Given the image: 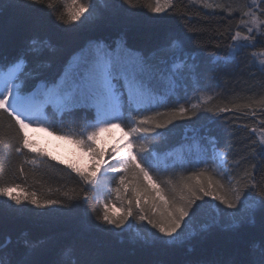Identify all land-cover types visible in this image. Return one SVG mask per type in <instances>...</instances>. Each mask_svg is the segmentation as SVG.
<instances>
[{"label": "trees", "instance_id": "16d2710c", "mask_svg": "<svg viewBox=\"0 0 264 264\" xmlns=\"http://www.w3.org/2000/svg\"><path fill=\"white\" fill-rule=\"evenodd\" d=\"M71 3L72 0H44L42 4L29 7L22 0H4L0 5V54L5 58V71L28 38L35 34L50 36L51 43L61 48L64 56L87 44L90 39L102 38L111 42L121 36L133 49L151 55L154 50L168 43L171 34L187 35L190 39L183 55H187V62H192L202 83L216 87L223 78H229L230 68L237 67L235 65L238 63L240 67L237 70L242 69L248 78L247 84L252 85L250 96L237 102L230 99L221 102L219 90L210 99L199 101L195 109L187 105L189 113L195 111L196 115L190 119L177 118L167 128L157 129L163 135L147 141L148 145L160 154L191 139H202L208 143L207 138L211 136L227 154L228 166L232 171L236 167L231 165V160L247 161V173L252 171L253 164L261 165L260 157L252 151V142L260 143L259 132L264 130V124L261 123L264 121V71L260 70L253 47L241 50L233 59L224 60V56L230 52L228 32L234 34L241 28L240 14L205 9L191 0H173L171 7L159 14L151 11L156 6V0H133V5L125 3L117 12L107 10L109 0H77L78 4L88 9L84 16L93 7L97 8V18L84 21L82 16L83 23L57 22V26H53V21L59 16L68 19ZM217 30L225 34L224 38L219 37ZM217 43L220 47H216ZM173 49L163 48L154 57L165 70L180 54ZM223 64L228 66L226 71L222 70ZM33 67L30 66L28 74L17 81L19 84H30L38 72L54 76L61 71L62 65L53 56L50 66L41 65L36 71H33ZM186 79L188 81V77ZM180 97L183 98L182 93ZM165 100L168 108H161L160 111H170L180 105L174 97ZM236 106H240L239 110L221 116L214 115L219 108L235 109ZM49 120L52 121L51 113ZM0 122V136L9 145L6 153L0 155V186L20 185L19 188H13V195L21 198L20 205L0 194V240L11 238L13 260L19 259L27 251L25 241L40 248L74 243L77 248L73 256L75 264H248L252 253L258 254L259 241L264 237V212L257 211L253 215L250 211H241V205L234 211L219 201L212 206L209 202L213 200L208 197L204 198L208 201L206 204L204 201L197 202L198 205H204L198 214V231L190 239L175 244L154 241L151 233L156 232V229H152L147 221H140L135 210L132 218L143 239L132 234L130 229L124 228L125 231L117 235L97 228L99 221L96 217L103 211V201L96 198L92 186L84 184L70 168L45 154L31 149H25L24 154L15 153L11 147L17 142L15 129L10 126L11 121L6 114L0 113ZM86 126L81 114L66 117L64 122L57 119L54 127L48 128L53 133L64 134L81 131ZM253 128L256 129L255 135L250 132ZM256 173L259 178V175L264 174V167L258 166ZM235 175L239 178L237 186L242 187L246 175L241 176L238 172ZM222 179L226 183V179ZM111 184L114 190L119 186L117 180H111ZM32 192L41 200L56 199L62 203L49 207L34 206L26 199ZM129 193L131 188L124 196L126 198L115 200L123 206V210L127 199H131ZM85 196L88 198L86 204ZM179 231H183V228ZM7 258L8 251L5 252ZM39 259L49 261L53 257L45 254Z\"/></svg>", "mask_w": 264, "mask_h": 264}, {"label": "snow or ice", "instance_id": "6c2138e0", "mask_svg": "<svg viewBox=\"0 0 264 264\" xmlns=\"http://www.w3.org/2000/svg\"><path fill=\"white\" fill-rule=\"evenodd\" d=\"M22 2L31 7L42 4L44 0H22ZM167 2L171 7V0ZM3 3L4 0H0V5ZM125 3L133 5V0H109L107 10L117 12ZM262 5L264 0H251L250 4L246 3L241 7L240 11L243 15L240 24L245 26L247 35L242 36L240 31L234 34L228 32L227 38L231 41L228 48L233 56L238 55L245 48L255 47L256 42L264 43V21L261 20V17H264V6ZM205 6L211 7V5ZM87 11L84 5L72 0L68 19L59 16L53 21V26H57V22L74 24L97 18V8L93 7L92 11L84 16ZM151 11L159 14L166 9L161 5L160 0H156V6L152 7ZM82 16L84 21H81ZM217 31L219 37L224 38L225 34ZM189 39L187 35L171 34L168 43L162 45L161 49L175 48L183 55L186 53ZM216 47H220V44L217 43ZM161 49L154 50L151 55L145 54L141 50H134L127 43L126 38L121 36L111 42L102 38L90 39L87 44L64 56L62 49L51 43L50 36L32 35L17 56L9 62L7 71L4 69L5 58L0 54V113L8 116L11 121L10 126L15 129L17 142L11 147L17 154H24L25 149L37 151L29 143L25 129L31 126L52 128L57 119L64 122L66 117L83 114L87 127L91 130L76 137L75 142L90 153L91 174L75 164H69L67 167L76 173L84 184L95 187L93 177L100 172L102 166L107 165L103 174L110 171L119 175L121 187L116 189L117 193L127 192L128 188H131L129 193L131 199H128L127 204L124 205V214H112L109 205L105 203L102 213L96 217L99 221L96 227L120 235L125 231L124 225L128 218L133 216L135 210L140 221H147L152 229H156V232L151 233L154 241L175 244L192 237L193 233L187 229L204 208V205H198L197 201H204L205 197H211L229 209L244 205L253 215L257 211L264 212V174L257 178L256 173L258 166L264 167V142H252V151L260 157L261 165L253 164L252 171L246 173V182L242 187L235 188L232 185L234 176L228 168L227 154L220 150L217 140L211 136L207 138V149L200 158L191 160L180 156L173 159L171 164L161 160L154 148L150 149L146 143L140 144L138 148L135 147L140 141L155 140L163 135L157 129L167 128L175 119L184 117L190 119L191 116L196 115L195 111L190 114L189 109L183 104L170 111L159 110L168 108L167 101L159 93L160 82L166 84L167 96L170 98L178 97L182 87L179 65L175 67L170 65L165 70L155 61L154 57ZM53 56L62 65L59 73L53 76L38 72L30 84L17 83L28 74L30 66L34 65L33 71L38 70L41 65L50 66ZM260 70L264 71V65H261ZM239 107L219 108L214 115L221 116L223 113L239 110ZM192 108L195 109L196 105L193 104ZM50 113L52 121L49 120ZM252 115L255 116L256 113L253 112ZM208 119L215 123L212 117ZM261 123L264 124V121ZM122 124L127 129L126 135L131 139L123 146L112 149L109 153L111 159L117 160V157L119 159L116 164H110L104 158V151L98 147V137L100 133L113 127H120ZM250 132L255 135L256 129H250ZM261 137L264 138V131L261 132ZM8 146L7 141L0 136V155L6 153ZM52 159L55 160V157ZM210 161L217 165L220 174L227 177L226 183L214 179L203 169L193 171L191 175L181 177L177 181L161 179L160 173L175 169L199 168L200 165H207ZM20 171L23 172V169L21 168ZM237 183L239 184V181ZM19 187V184L13 187L0 186V194L20 205L21 198L13 195V188ZM26 199L37 207L62 203L56 199L41 200L37 198L35 192ZM87 202L88 198L85 196L84 203ZM182 226L185 231L178 233ZM117 229L121 231L116 232ZM259 244L258 254L253 252L248 264H264V237ZM24 247L27 251L23 252L19 259L13 260L11 256L14 254V249L11 238L0 240V264H75L73 256L77 248L74 243L40 248L25 241ZM6 251H8L7 259H5ZM45 254L51 255L53 259L49 261L39 259V256Z\"/></svg>", "mask_w": 264, "mask_h": 264}, {"label": "rangeland", "instance_id": "374dc122", "mask_svg": "<svg viewBox=\"0 0 264 264\" xmlns=\"http://www.w3.org/2000/svg\"><path fill=\"white\" fill-rule=\"evenodd\" d=\"M173 0H171L172 3ZM195 4L201 5L205 9L209 10H217L221 12H227L230 14H240L241 17L243 13L240 11L241 7L246 3H251V0H191ZM161 5L167 9L169 7L167 0H160ZM205 5H211V7H206ZM264 6V5H262ZM231 9V10H230ZM247 10V9H245ZM244 19H248L244 17ZM261 20L264 21V17H261ZM242 36L247 35V31L244 25H241L239 30ZM136 50V49H134ZM177 51L176 49H173ZM171 52V50H170ZM253 52L255 56L258 58L260 66L264 65V43L256 42L255 47H253ZM173 53V52H172ZM171 53V54H172ZM170 54V55H171ZM235 56L232 55L231 50L230 52L224 56V60L226 59H233ZM188 57L187 55L178 54L176 58H174L171 62V66L175 67L177 65L180 66V73H181V81L182 84L181 89L179 90L178 97H174L175 100L179 104H183V106H191L193 104H197L199 101H205L209 99L214 93H217L219 90V99L221 102L223 101H239V99L245 97L248 98L250 96L249 92L252 90V85L247 84L248 78L245 77L244 72L242 69H238V63L235 66L237 67H229L231 70L229 71V78H223L221 82L217 83L216 87H209L205 83H202L200 77L197 74V71L194 68L192 62H187ZM169 65V66H170ZM188 65V68L185 67ZM163 67V65H162ZM164 68V67H163ZM228 66L223 64L222 70L226 71ZM261 68V67H260ZM191 69V70H190ZM185 71V72H184ZM183 72V74H182ZM228 72V71H227ZM188 77V81L187 78ZM18 83V82H17ZM190 85V89L189 88ZM187 88V89H186ZM159 93L161 94L162 98L166 99L167 96V86L166 84L161 81L159 86ZM180 93H182V97H180ZM237 97L235 98V95ZM192 101V103L190 102ZM91 129L87 126L82 129L81 131L75 132H67L64 134H56L53 133L47 126L41 128L36 126H31L25 129L27 133L29 143L33 145L34 148L37 149L36 152L41 154H45L51 158L55 157V160L62 162L64 165L68 166L69 164H75L76 166L80 167L82 170H87L89 174H91V163L92 158L90 153L83 149L79 144L75 142L76 137H80L82 134H85L87 131ZM264 131V130H263ZM127 130L121 125L120 127H113L110 130L104 131L99 134L98 137V147L102 149L105 153V160H108L110 164H116L117 160H112L109 153H111L112 149L115 147H121L125 144L129 139L130 136L126 135ZM262 132V131H261ZM261 132H259V139L260 142H264V138L261 137ZM147 144V146L152 149L154 147H150L147 142L142 141V143H138L135 147H139L140 144ZM206 141L202 139H191L188 140L186 143L171 147L168 151H164L163 153L158 154L157 149L156 155L163 161H166L168 164H171L172 160L184 156L188 159L195 160L200 158L204 154L207 149ZM221 150V149H220ZM222 151V150H221ZM249 163L243 160H231V165L236 169L233 171L229 168L230 173L234 176L232 180V185L238 187L237 181L239 178L235 175L236 172L240 173L241 176H245L247 173V168ZM122 167V165H119ZM107 165L102 166L100 172L96 173L93 177V191L97 199L103 201V204L107 203L109 205V209L114 215H123L125 210H123V206L118 205L115 200L126 198L124 197L127 192H120L117 193L116 189L114 190V186L111 184V180H117L119 182V175L116 173L108 172L107 174H103ZM203 169L206 173L216 179L220 180L223 183L222 177L226 179L227 177L220 174V169L217 167L216 164L212 163L211 161L207 165H200L199 168L191 167L189 169H175L169 171L167 173H160L161 179L168 180L172 179L173 181L179 180L181 177H187L191 175L193 171H200ZM155 175V174H154ZM131 181H129L130 183ZM90 186V185H89ZM118 187H121L120 185ZM117 187V188H118ZM209 199L213 200L211 197ZM130 199V197H129ZM128 200V199H127ZM205 201V200H204ZM199 202V201H197ZM217 201L213 200V202H209L210 205L214 206ZM236 209H234L235 211ZM239 209H237L238 212ZM240 210H247L249 211L247 206L241 205ZM205 213V212H204ZM251 214V212H250ZM198 221H200V216H196L195 219L191 221L187 231L192 233L198 231L199 227H197ZM197 224V225H196ZM131 225V227H129ZM200 225H203L200 222ZM125 229H130L132 234L135 236H143V234L137 228L136 223L134 222L132 216L128 218L127 223L124 225ZM204 226H207L205 224ZM183 228V226H182ZM203 228V227H201ZM183 231L185 229L183 228Z\"/></svg>", "mask_w": 264, "mask_h": 264}]
</instances>
